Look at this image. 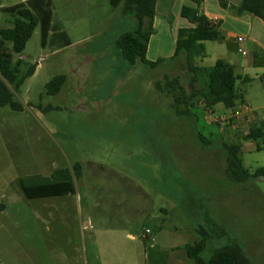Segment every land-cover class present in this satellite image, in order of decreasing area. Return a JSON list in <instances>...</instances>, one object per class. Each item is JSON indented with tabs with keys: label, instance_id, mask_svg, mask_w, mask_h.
<instances>
[{
	"label": "rangeland",
	"instance_id": "rangeland-1",
	"mask_svg": "<svg viewBox=\"0 0 264 264\" xmlns=\"http://www.w3.org/2000/svg\"><path fill=\"white\" fill-rule=\"evenodd\" d=\"M27 1L0 0V29L11 27L6 10ZM123 1L114 10L110 0H46L52 12L46 46L40 24L24 53L15 57L24 65L21 77L31 66L37 69L36 76L21 87L17 99L40 108L28 107L24 114L0 109L10 114L5 120L6 135L18 137L38 124L39 130L43 128L49 134L44 141L32 144V149L24 145L28 147L22 152L24 167L29 168L33 157L47 168L50 162L66 168L97 162L126 171L139 187L128 192L131 200L148 201L149 220L140 226L132 248L128 246L125 252H85V260L79 252L84 261L80 264H195L184 250L174 249L199 241L201 229L211 234L202 255L205 261L215 249L237 244L252 264H264V178L231 181L223 149L224 144L240 140L243 165L253 174L264 167V148L257 150L254 142L242 140L249 129L245 117L224 126L211 119L207 124L203 102L196 104L192 118L176 116L171 98L158 92L156 83L165 76L179 77L189 90L190 75L184 58L156 69L122 59L117 40L137 23L124 14ZM162 13L159 10L157 17L165 22ZM234 33L247 39L246 27L234 28ZM171 37L160 29L151 45V59L157 51L155 44L164 38L170 47L162 54H175L176 43ZM204 44L206 58L197 60L199 66L209 68L218 60L232 62L238 58L236 46L225 42ZM246 49L251 54L244 60H250L253 48ZM246 75L255 80L238 86L263 119L264 83L253 68ZM58 76H65L66 83L59 94L48 95L46 85ZM48 107L53 110L44 112ZM212 112L217 118L230 110L219 105ZM259 143L264 146V139ZM45 225L44 221L38 227L36 224L35 236L30 223L20 230L12 225L0 226V252H55L52 261L60 264L61 234L46 233ZM147 229L152 232L149 241L143 239Z\"/></svg>",
	"mask_w": 264,
	"mask_h": 264
},
{
	"label": "crops",
	"instance_id": "crops-1",
	"mask_svg": "<svg viewBox=\"0 0 264 264\" xmlns=\"http://www.w3.org/2000/svg\"><path fill=\"white\" fill-rule=\"evenodd\" d=\"M193 1H157L154 34L150 39L147 52L149 62L155 63L174 56L171 53L169 56H166V53L162 54L164 49L166 51L167 47H170L164 38L155 44L157 51L151 59V45L160 29L168 33L169 37L172 36L171 41L176 43L180 30L194 27L182 17L183 8L194 6ZM199 1H201L199 12L210 20L217 18L219 30L225 37V43L237 47L238 58L228 63L235 67L236 73L240 76H248L246 72L253 68L256 70L257 78L264 83V22L252 15L238 16L228 7L239 5L241 0H228L227 7L221 6L219 0ZM159 10H162L161 15L165 18V22L157 17ZM212 10L216 12L211 13ZM173 20H176L174 25ZM240 27L247 28V39L242 44L237 41V38L241 37L234 33V28ZM250 44H253L251 59L244 60L251 54L246 49V46L251 49ZM241 51H247V55L244 56ZM36 72L33 77L36 76ZM23 104L26 109L28 107L40 108L39 105L31 103L23 102ZM246 104L251 106L247 100ZM51 108L48 107L43 111L48 112ZM24 112L16 114H24ZM205 112L208 124L210 116L208 111ZM9 117L10 114L0 112V146L2 147L0 148V226L12 225L15 230H20L23 224L30 223L33 226V236H35L36 224L38 227V223L44 221L46 233L61 234L63 246L61 254L57 256L61 260L60 264H80V261L84 263L82 259L85 260V252H125L128 246L132 248L138 241L140 226L144 225L150 217L148 201L146 204L142 201L134 202L128 194V192L132 193L134 187L139 188L132 176L126 171L87 161L79 163L83 169V177L74 184L73 194L28 199L23 190V180L35 179L31 185L36 187L40 183L38 178L51 179L57 171L67 170L69 167L50 162V168H47L39 164L34 157L33 160L29 159V168L24 167L22 152L28 148L24 145L31 148L32 144L44 141L49 133L44 132L43 128L39 130V125L35 124L28 131L19 133L18 137L6 135L5 130L8 127L5 120ZM244 117L249 124L260 118L257 110L254 109L243 115ZM19 128H22V125ZM7 156L10 161L9 168L6 164ZM147 230L144 232L143 239L149 241L150 236L146 235ZM1 231L2 227H0ZM152 247L155 248L154 245ZM79 252H83V258ZM54 257H56L55 252H0V264H54L52 261Z\"/></svg>",
	"mask_w": 264,
	"mask_h": 264
},
{
	"label": "trees",
	"instance_id": "trees-1",
	"mask_svg": "<svg viewBox=\"0 0 264 264\" xmlns=\"http://www.w3.org/2000/svg\"><path fill=\"white\" fill-rule=\"evenodd\" d=\"M158 0H124V14L137 21L133 30L121 35L117 40L122 59L131 65L137 62L156 69L161 64L174 63L183 57L186 71L190 75L189 90L182 84L179 77L170 78L156 83V90L171 98V107L179 118H192V110L198 108L197 103L203 102L206 110L213 111L222 105L227 110H234L246 104L243 90L238 83L249 84L253 81L249 76H240L235 67L225 60H218L213 67L198 65V59L206 58L205 42H225V37L218 25L199 12L201 1L194 0V6L184 7L182 17L194 27L182 29L178 33L175 54L171 59H161L155 63L147 60L149 42L154 34V19ZM223 6L227 4L220 1ZM114 10L121 6L122 0H110ZM236 15H252L264 22V0H241L237 6H228ZM11 16V27L0 29V108H7L15 113H23L26 106L17 99V94L25 81L34 76L36 67L23 70L22 61H15V57L22 55L41 24L43 45L51 30L50 3L46 0H29L24 4L6 10ZM66 83L65 76L55 77L46 85L48 95H57ZM51 110H53L51 108ZM197 119V117H196ZM248 133L242 140L254 142L257 150L264 148L259 142L264 139V119L257 118L248 127ZM201 141L204 138L199 135ZM206 144H209L206 141ZM242 143L240 140L231 144H224L227 156L226 172L229 179L235 183L248 182L253 179L264 178V167L251 174L243 165L241 158ZM83 177L81 164L72 165L67 170H60L51 179L38 178L40 183L36 187L31 184L35 179L23 180V190L28 199L62 197L74 193V184ZM201 239L187 244L177 250H184L187 257L195 264H252L245 251L237 244H228L213 251L209 260L202 258L209 246L211 234L201 229ZM149 237V236H148Z\"/></svg>",
	"mask_w": 264,
	"mask_h": 264
},
{
	"label": "built area",
	"instance_id": "built-area-1",
	"mask_svg": "<svg viewBox=\"0 0 264 264\" xmlns=\"http://www.w3.org/2000/svg\"><path fill=\"white\" fill-rule=\"evenodd\" d=\"M212 24L214 25H218L219 24V20L217 18H214L211 20ZM238 43L242 44L245 42L244 38H237ZM241 53L246 56L247 53L244 51H241ZM252 107L250 105L244 104V105H240L237 108H235L234 110H231L230 113L228 115H223L220 117H214L213 112L211 110H209L210 115V119L213 123H219L222 126L226 125V124H230L234 119H240L243 117V115L252 112ZM208 111V110H206ZM151 231L147 230L146 231V235H150Z\"/></svg>",
	"mask_w": 264,
	"mask_h": 264
}]
</instances>
